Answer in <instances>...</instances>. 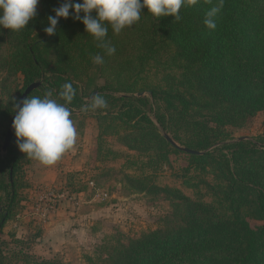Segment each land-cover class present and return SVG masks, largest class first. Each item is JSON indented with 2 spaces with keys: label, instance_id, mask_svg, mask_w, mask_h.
I'll list each match as a JSON object with an SVG mask.
<instances>
[{
  "label": "rangeland",
  "instance_id": "374dc122",
  "mask_svg": "<svg viewBox=\"0 0 264 264\" xmlns=\"http://www.w3.org/2000/svg\"><path fill=\"white\" fill-rule=\"evenodd\" d=\"M55 8V3L39 0L36 16L24 29L0 28L1 159L5 154V133L17 97L24 89L23 77L15 71L14 62L27 55L23 47L26 35L32 41L47 25V17L54 15ZM151 24L146 18L138 25L140 33L131 26L122 30V34H115L114 55L104 56V63L95 64L87 77L82 74L77 81L62 82V85L71 83L76 89L68 107L78 135L73 148L54 165L42 166L21 153L13 136L11 147L19 156L12 179L17 215L9 218L0 230V264H24L23 254L50 264H130L131 258L143 256L145 247L154 238L196 227L190 215L196 205L212 200L213 194L203 185L208 181L189 180L186 170L197 164L188 156L204 152L188 149L191 145L183 133H176L173 138L163 129L171 130V124L167 123L171 119L169 105L159 100L161 92L151 94L166 84H178L180 75L186 73L187 62L177 56L172 46L164 48L160 39L151 35ZM125 36V42L119 45L118 40ZM150 42L155 45L149 47ZM44 78L54 80V76L45 72L36 82L42 86ZM40 86L32 92L37 91L43 97L50 91L53 98L64 102L56 88L44 93ZM102 88L105 90L100 91ZM96 95L105 97L107 107L81 111ZM136 95H143L146 100L137 104L140 115L144 114L175 149L170 152L167 164L160 154L140 149L138 144L135 149V143L118 136L119 125L115 121L110 125L112 117L103 119L104 114L116 115L121 104L118 99ZM156 119L164 122L163 126ZM213 129L220 133V141L210 150L217 147L215 155L229 159L232 174L242 181L235 196L253 206L241 207L246 221L253 228L263 226L264 210L258 199L264 197V174L261 186L243 176L252 163L245 158L252 154V146L260 150L264 146V109L254 112L248 121ZM0 169L7 184L8 168L2 163ZM3 193L0 189L2 198ZM57 193L65 197L52 201L51 195Z\"/></svg>",
  "mask_w": 264,
  "mask_h": 264
},
{
  "label": "trees",
  "instance_id": "16d2710c",
  "mask_svg": "<svg viewBox=\"0 0 264 264\" xmlns=\"http://www.w3.org/2000/svg\"><path fill=\"white\" fill-rule=\"evenodd\" d=\"M47 1L57 7L62 3V0H45V3ZM217 3L218 0H198L197 4L180 10L182 19L179 22L172 17L154 18L147 9H142L144 14L132 27L140 33L141 25H138L148 18L152 23L151 35L158 37L164 48L172 46L177 56L187 62L186 73L180 75L181 85L180 82L166 84L156 94L153 91L151 94L156 96L161 92L159 100L169 105L171 119L167 123L171 124V130L162 128L173 138L183 133L191 145L188 149L204 152L188 156L197 164L190 166L186 173L189 180L208 181L203 185L213 195L206 204L196 205L190 215L195 228H182L170 236L154 238L145 247L143 256L131 258L130 264H264V225L253 228L248 224L241 207L245 205L252 209L253 206L235 196L242 181L232 174L229 159L215 155L219 150L217 147L210 150L220 141V133L213 128L248 121L254 112L264 109V0H224L223 8L215 17L217 26L209 30L204 24L205 14ZM46 26L33 36L32 41L26 35L23 47L27 55L14 62L15 71L23 77V91L47 72L54 76V80L44 78L40 90L45 93L56 88L59 92L62 82L77 81L80 75L90 71L95 65L91 59L93 55H103V50L85 33L79 21L71 17L60 19L57 35L53 36L44 33ZM115 37L110 30L108 39L111 43ZM125 40L126 36L118 40V44ZM151 45H155L154 42L148 46ZM34 95L41 96L37 91L28 96ZM117 101L121 104L116 115L104 114L103 119L112 117L110 125L114 121L119 125L118 136L135 143V149L138 144L140 149L154 151L157 156L160 154L167 164L170 152L175 149L162 138L152 122L144 118V114V117L140 115L137 104L145 102V96ZM148 110L151 111L150 106ZM156 122L164 124L159 119ZM161 150L163 153L159 152ZM250 150L252 154L245 158L254 164L247 166V175L243 177L253 179L261 186L264 146L260 150L253 145ZM18 157L10 142L0 158V164L4 163L8 168L5 173L7 184L0 173V189L5 192L4 198L0 196V230L9 218L17 215L12 179ZM258 202L264 210V197ZM22 259L24 264H50L27 254H23Z\"/></svg>",
  "mask_w": 264,
  "mask_h": 264
},
{
  "label": "clouds",
  "instance_id": "9594fccd",
  "mask_svg": "<svg viewBox=\"0 0 264 264\" xmlns=\"http://www.w3.org/2000/svg\"><path fill=\"white\" fill-rule=\"evenodd\" d=\"M39 0H0V28L19 31L37 14ZM198 0H62L59 7L53 9L54 15L47 17V26L43 29L48 36L57 35L60 19L71 17L83 24L85 33L103 50L91 57L96 65L104 63V56L116 53L115 46L108 39L111 30L119 34L122 30L140 21L142 9L154 18L172 17L179 22L180 10L193 6ZM224 6V0H218L215 7L205 14L204 24L209 30L216 28L215 17ZM64 102L53 98L52 92L43 97H26L16 106L12 128L19 151L42 166L54 165L76 143L77 130L71 119L68 105L76 96V89L71 83L62 85L58 93ZM107 107L106 100L96 95L92 103L81 111Z\"/></svg>",
  "mask_w": 264,
  "mask_h": 264
},
{
  "label": "water",
  "instance_id": "95a60500",
  "mask_svg": "<svg viewBox=\"0 0 264 264\" xmlns=\"http://www.w3.org/2000/svg\"><path fill=\"white\" fill-rule=\"evenodd\" d=\"M40 86V83H32L30 84L24 91L23 93L21 94V96L19 97L18 101H17V104H20V102H22L32 91L36 90L37 88H39ZM16 109V107H15ZM16 114V111L14 110V113H13V116L10 120V123H9V126H8V129L6 131V134H5V137H4V145H3V151L6 150V148L8 147V145L10 144L11 142V139L13 137V134H14V130L12 128V121L14 119V116Z\"/></svg>",
  "mask_w": 264,
  "mask_h": 264
},
{
  "label": "built area",
  "instance_id": "2783aa9c",
  "mask_svg": "<svg viewBox=\"0 0 264 264\" xmlns=\"http://www.w3.org/2000/svg\"><path fill=\"white\" fill-rule=\"evenodd\" d=\"M51 196H52V199H53L52 201L59 200V199L65 197L64 194H59V193H57L56 196H54V195H51Z\"/></svg>",
  "mask_w": 264,
  "mask_h": 264
}]
</instances>
